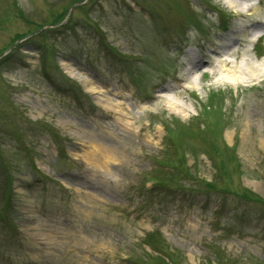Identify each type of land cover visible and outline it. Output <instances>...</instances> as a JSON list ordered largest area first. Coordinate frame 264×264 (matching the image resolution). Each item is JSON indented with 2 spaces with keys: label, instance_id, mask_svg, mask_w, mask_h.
<instances>
[{
  "label": "rangeland",
  "instance_id": "obj_1",
  "mask_svg": "<svg viewBox=\"0 0 264 264\" xmlns=\"http://www.w3.org/2000/svg\"><path fill=\"white\" fill-rule=\"evenodd\" d=\"M259 53L264 0H0V264H264Z\"/></svg>",
  "mask_w": 264,
  "mask_h": 264
},
{
  "label": "bare ground",
  "instance_id": "obj_2",
  "mask_svg": "<svg viewBox=\"0 0 264 264\" xmlns=\"http://www.w3.org/2000/svg\"><path fill=\"white\" fill-rule=\"evenodd\" d=\"M235 1H236L237 5L244 3V0H240L242 3H240L239 0H235ZM240 6H242V5H240ZM249 8L250 7L246 4V5H244L243 10L247 11ZM252 26H256V21H252L251 24H249L248 27H246V29L244 30V33L245 34H248V33L251 34V31H253L255 29V27H252ZM230 45L231 44H228V45L225 44V45H222L219 47L216 46V48L213 49L212 52L214 53V56L215 57L219 56V59L217 61H210L209 59H204V60H200L201 63H199V58H197L194 54L190 53L191 56L189 57V59L187 61V67L184 70V76L180 77L179 75H175V77H174L178 88H180V90L182 92H187V90H188L187 88L189 87L187 83L189 82L188 80H192V78H193L192 73L197 71L198 69L202 68L204 65L209 69L208 71H210V73H212V74H215V72H217L216 74H220V73L223 74L221 78H217V79H222V80L228 79L224 75L229 73V72H235V69L231 68L232 65L230 64L228 59H225L222 56L228 54L231 51ZM221 54H223V55H221ZM217 65L219 68L215 69V66H217ZM260 70H261V68L257 69L253 64H247L246 65V74H244V75H246L247 79H256V78L259 79L258 73H260L259 72ZM67 73L70 76H73L72 70H68ZM192 81H194V80H192ZM226 81H228V80H226ZM84 85L86 88H90V89L94 88L92 85V82H86ZM168 87H170V86H168ZM174 89H176V87ZM164 90H168V89L166 87H162L160 90V93L157 95V97H161V98L163 97V99H165L164 102L169 101V102L174 104L173 101H171L169 98H166L164 95H162V91H164ZM171 90H173V89H171ZM175 94L179 95V93H176V92H175ZM100 103H101V105H103L106 108H113L111 104L106 102L105 98H103L100 101ZM92 154H93V152H92ZM108 155L109 154L106 153V154H104V156L102 158L104 167L108 166L107 161L112 160L111 157Z\"/></svg>",
  "mask_w": 264,
  "mask_h": 264
},
{
  "label": "trees",
  "instance_id": "obj_3",
  "mask_svg": "<svg viewBox=\"0 0 264 264\" xmlns=\"http://www.w3.org/2000/svg\"><path fill=\"white\" fill-rule=\"evenodd\" d=\"M66 14V12L65 13H63V14H61V19L63 18V16ZM66 22H64V23H62V24H60V25H64ZM59 26V25H58ZM41 29V28H40ZM46 29V28H45ZM77 91H79V90H77ZM187 126H188V124H187ZM179 132L181 131V129L179 128V130H178ZM174 166H178V164L177 163H175V164H173V167ZM162 179V176L161 177H159V176H155V180H154V182L152 183V185L153 186H157V183L160 181ZM166 183H168V182H166ZM174 184H176L177 186H178V184L177 183H174ZM158 185H159V183H158ZM166 186H168V185H166ZM158 187V186H157ZM201 188V187H200ZM215 188V186L213 185V184H211V183H209L208 184V186L207 187H205V189H214ZM155 189H156V187H155ZM9 189H8V194H9ZM9 196V195H8ZM244 197H247L246 195H243ZM147 237H149V241H147L146 242V239H147ZM153 235L152 234H147V236H146V238H145V242H146V245L149 247V248H151L152 250L153 249H155L156 248V250L158 251V252H160V248H158L157 246H156V244L154 243H152V241H153ZM155 245V246H154ZM162 254H163V256H166L165 255V253L164 252H161ZM162 259H164V257H161ZM163 264H166V263H164V261H163Z\"/></svg>",
  "mask_w": 264,
  "mask_h": 264
}]
</instances>
